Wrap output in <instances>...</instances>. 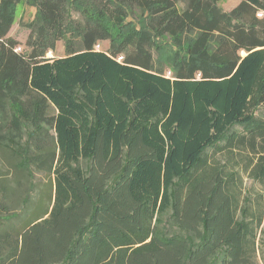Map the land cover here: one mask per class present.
Returning <instances> with one entry per match:
<instances>
[{
  "label": "trees",
  "instance_id": "16d2710c",
  "mask_svg": "<svg viewBox=\"0 0 264 264\" xmlns=\"http://www.w3.org/2000/svg\"><path fill=\"white\" fill-rule=\"evenodd\" d=\"M220 1L0 0V264H264V193L207 159L264 186V0Z\"/></svg>",
  "mask_w": 264,
  "mask_h": 264
},
{
  "label": "rangeland",
  "instance_id": "374dc122",
  "mask_svg": "<svg viewBox=\"0 0 264 264\" xmlns=\"http://www.w3.org/2000/svg\"><path fill=\"white\" fill-rule=\"evenodd\" d=\"M241 0H222L219 2V6L225 10L229 11L233 9L235 6H237L240 3ZM35 14V7L28 5L26 2H22L17 7V13H16V19L15 22L9 32V36L14 37L17 39L20 44L17 46L18 51H22L26 49V40L30 34V29L27 27V23L30 22ZM100 49H106L108 46L107 42H101ZM65 54L64 50V42L60 41L57 44V48L52 51L49 50L46 54L47 57L53 58V57H60ZM167 74L170 75L171 71H167ZM248 158H252V154H248L246 151H241V153L238 150H230V149H223L219 151L209 150L208 152V162L210 164H226L229 167H233L235 169H238L241 174L244 176V187L246 190L250 189L253 191H261L264 193V186L260 184L259 182L254 181L247 173L246 171V164ZM3 154L0 153V170L5 171L9 168V164L4 160ZM8 177L14 176V170L10 171L7 175ZM35 180L37 182V188L35 192L33 193V200L32 205H35V203L38 201L39 197L42 196L43 190H45V186L48 187L50 190L49 194L53 196V191L51 192L50 188V178L48 175L42 172H35ZM47 198V197H46ZM49 199V197H48ZM49 202V201H48ZM32 215L30 213L23 214L19 217L13 218L10 221H6V225L16 228V230L21 231L23 227V221L28 220ZM30 235H28L27 238H29ZM25 254L22 255L21 258H19L14 264H22ZM259 260L260 255L258 256Z\"/></svg>",
  "mask_w": 264,
  "mask_h": 264
},
{
  "label": "built area",
  "instance_id": "2783aa9c",
  "mask_svg": "<svg viewBox=\"0 0 264 264\" xmlns=\"http://www.w3.org/2000/svg\"><path fill=\"white\" fill-rule=\"evenodd\" d=\"M99 47H100V44H99V43L96 44V48H97V49H100Z\"/></svg>",
  "mask_w": 264,
  "mask_h": 264
}]
</instances>
